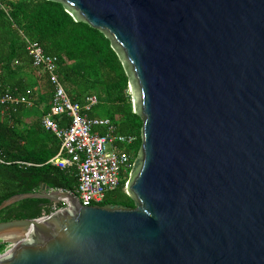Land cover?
<instances>
[{
  "label": "water",
  "instance_id": "obj_1",
  "mask_svg": "<svg viewBox=\"0 0 264 264\" xmlns=\"http://www.w3.org/2000/svg\"><path fill=\"white\" fill-rule=\"evenodd\" d=\"M111 41L142 143L133 206L0 221V264H264V0H54Z\"/></svg>",
  "mask_w": 264,
  "mask_h": 264
},
{
  "label": "trees",
  "instance_id": "obj_2",
  "mask_svg": "<svg viewBox=\"0 0 264 264\" xmlns=\"http://www.w3.org/2000/svg\"><path fill=\"white\" fill-rule=\"evenodd\" d=\"M25 37L38 40L45 51L60 59L59 73L74 102L84 104L88 96L98 98L90 117L109 118L117 132L133 135L134 162L142 143V120L134 113L129 80L111 41L87 22L76 21L63 4L54 0H0V94L34 101L0 109V204L18 193L34 192L46 184L51 189L74 191V169H61L49 162L60 149V140L44 128L42 115L50 109L53 85L32 64ZM100 112L102 116H100ZM67 124V118L62 117ZM129 173L107 193V203L133 206L126 191ZM60 206H63L61 204ZM47 199L27 198L0 211V221L37 218L53 211ZM6 244H0L3 250Z\"/></svg>",
  "mask_w": 264,
  "mask_h": 264
},
{
  "label": "built area",
  "instance_id": "obj_3",
  "mask_svg": "<svg viewBox=\"0 0 264 264\" xmlns=\"http://www.w3.org/2000/svg\"><path fill=\"white\" fill-rule=\"evenodd\" d=\"M25 40L32 64L40 74L48 75L54 88L50 109L41 120L44 128L61 142L58 153L49 162L61 169H74L77 185L74 191H69L82 205H100L132 168V153L126 146L133 144L136 137L119 134L109 118L90 117L89 112L98 104V98L91 95L84 104L74 102L61 81L59 57L47 53L38 40L29 37ZM20 104L35 106L31 99L10 92L0 94L2 113L8 112V106ZM62 117L67 118V124L62 122ZM0 162L6 163L1 157ZM62 204L67 205L66 202ZM63 206L54 204L53 211Z\"/></svg>",
  "mask_w": 264,
  "mask_h": 264
},
{
  "label": "rangeland",
  "instance_id": "obj_4",
  "mask_svg": "<svg viewBox=\"0 0 264 264\" xmlns=\"http://www.w3.org/2000/svg\"><path fill=\"white\" fill-rule=\"evenodd\" d=\"M131 99H132V96H131ZM132 101H133V99H132ZM132 106H133V102H132ZM35 108H36V106H35ZM35 111L38 113H40V112H42V108L41 107H37L36 109H35ZM100 116H102V114H101V112H100ZM103 117V116H102ZM126 148L133 154L134 152V150H131V149H129V146H126ZM133 164H134V162H133ZM132 167H133V165H132ZM131 171V169L129 170V172ZM125 179V178H124ZM128 181H129V177H128V180H127V182H126V186H127V183H128ZM10 248H11V245L9 244V243H6V245H5V247H4V249L3 250H0V256L1 255H3V254H5V253H7L9 250H10Z\"/></svg>",
  "mask_w": 264,
  "mask_h": 264
},
{
  "label": "flooded vegetation",
  "instance_id": "obj_5",
  "mask_svg": "<svg viewBox=\"0 0 264 264\" xmlns=\"http://www.w3.org/2000/svg\"><path fill=\"white\" fill-rule=\"evenodd\" d=\"M6 244V243H5Z\"/></svg>",
  "mask_w": 264,
  "mask_h": 264
}]
</instances>
